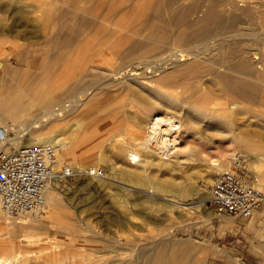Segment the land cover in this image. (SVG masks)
I'll list each match as a JSON object with an SVG mask.
<instances>
[{"label":"rangeland","instance_id":"rangeland-1","mask_svg":"<svg viewBox=\"0 0 264 264\" xmlns=\"http://www.w3.org/2000/svg\"><path fill=\"white\" fill-rule=\"evenodd\" d=\"M137 1L134 0L128 15L132 18H152L154 13L149 9L139 10ZM143 1L150 6L156 4V0ZM128 2L119 1L123 5ZM82 8L83 0H0V70H6L8 66L35 74L27 86L32 90H52L55 82L51 80L52 76L59 78L55 86L58 93L71 96L89 89L87 92L94 95L96 106H100L97 107V118L92 119L96 132L103 129L108 121L116 122L121 115L120 120L126 126L119 133L125 129L123 132L128 134L127 131L134 128L138 131L137 137L155 135L154 128H165L168 123L166 120L167 123L160 124L156 119H168L173 115L172 111L134 93L129 94L133 95L129 97L130 101L125 100L126 91L116 85L105 84L106 79L99 74V70L88 68V65H100L121 69L127 63L123 54L112 48L116 38L113 34L115 26L94 22L84 28L79 20L85 17ZM220 9L223 10V7ZM261 11V8L249 10L255 16ZM65 12L76 19L67 20L65 25L60 20ZM118 17L119 14L114 17V23H117ZM246 19L243 16V20ZM130 21H125L124 26L130 25ZM242 26L259 29L256 23L244 22ZM72 27L78 28L76 35L70 29ZM153 53L160 58L167 55L163 46L155 48ZM81 59H84L83 62ZM67 63L73 68L69 75L65 74ZM184 76L179 74L176 78L185 80ZM205 88L204 82L197 81L179 85L174 91L179 93V98L180 95L185 98L190 93L196 98ZM23 95L22 102H29L32 109H36L38 102H30L25 92ZM66 95L65 98L69 99ZM129 102L133 103L132 106L136 105L135 108L125 106ZM258 110L263 111L264 108L258 107ZM173 117L170 122L176 127L181 125L180 122L183 124L176 114ZM75 122L62 123L63 129L49 136H64L62 133L67 129L66 125ZM151 122L158 124L156 126ZM80 124L85 122L80 121ZM0 127L9 131L6 125ZM180 129L172 133V136L175 134L178 137L176 144L173 137L167 138L168 156L163 155L165 148L158 151L160 147L157 146L153 149L158 152L152 154L155 156L153 159L159 156L157 159L161 162H152L143 180L137 179L136 184L116 181L115 176L118 169L119 172H131V168L140 166L142 162L136 161L135 165L129 166L126 163L128 158H117L118 149L110 147L112 145L107 142L93 150L84 163L73 166L78 169L90 165L100 167L104 177L78 176L59 185L61 191L55 216L52 217V208L48 207L44 217L37 219L47 222L41 224L35 223V219L11 218L0 209V264H165L164 259H160L162 256L158 255L161 250L171 253V264H179L180 258L183 261L199 259V264H230L229 256L239 259L242 264H264V201L252 218L243 220L217 214L207 200L209 185L237 153L249 166L254 164L253 172L256 173V169L259 171L260 176L256 174L264 191V164L258 160L259 155H264V135L257 139L261 143L250 149L243 144L232 143L230 137L213 138L210 134L199 137L193 135L190 128L182 126ZM10 135L9 131L7 137ZM121 135L122 140L130 139L129 134L125 137ZM154 140H151L154 145L149 143V146L157 145ZM126 146V149L139 155V160L146 157V149L138 142ZM169 184L171 187L166 189ZM192 197L198 204L190 202ZM251 221L253 225L248 228Z\"/></svg>","mask_w":264,"mask_h":264},{"label":"bare ground","instance_id":"bare-ground-1","mask_svg":"<svg viewBox=\"0 0 264 264\" xmlns=\"http://www.w3.org/2000/svg\"><path fill=\"white\" fill-rule=\"evenodd\" d=\"M119 1L83 0L82 12L85 17H80L79 20L84 28L92 26L94 22L98 24L106 22V26L113 24L115 26L113 34H116V38L112 42V48L113 51L119 50L118 52L123 54V60L127 66L113 69L100 67V65H88V68L99 70V74L106 79L105 84H113L122 91H126L125 100L133 97L132 94L129 96L130 93L139 95L146 101L168 108L172 111L169 112L183 120V124L180 122L181 125L178 127L172 124L170 120L173 121V115L164 119L165 121L155 118L160 124L168 122L166 127L156 129L158 123L151 122L156 125L152 126L156 127L155 135L149 134L145 138L137 137L139 134L134 128H131L132 130L126 128L130 130V132L127 131L130 139L122 140L120 135L125 129L123 128L122 133L118 131L126 125L122 124L121 115H118L119 119L116 122L108 121L103 129L96 132L92 119L96 117L99 109L97 107L100 106H96L94 95L87 92L89 89L71 96L67 94L69 99H66V94L56 92L55 86L59 78L52 76L51 80L53 82L55 80L52 90L47 92L40 89L32 90L27 86L30 85L35 74L7 66L6 70H3L4 68L0 70V125H6L11 135L4 141H0V151L9 152L11 147L17 148L29 144H54L58 148L59 164L61 162L75 166L84 163L93 150L99 149L108 142L109 146L112 145L110 147L118 149L115 154L117 158L120 159L123 156L128 158L126 163L129 166L135 165L136 161L142 162L140 166L131 168L132 173L119 172L118 169L115 176L116 181H130L136 184L137 179L143 180L152 162H161L157 159L159 156L156 160L153 159L155 156L152 154L157 152L153 149L157 146L160 147L158 151L165 148L162 152L163 155H167V138L173 137L171 139L176 144L178 137L176 138L175 134L172 136V133L182 126L192 129L193 135L197 134L199 137L207 136V134L213 138L230 137L234 144H243L250 149L256 148L260 142L257 139L264 135V110H258V107L264 108V0H156L154 6L138 0L136 2L138 9H149L154 13L152 18L130 17L128 12L132 11L131 5L134 4V0H129L124 5ZM174 6L177 8L173 9ZM220 7H223V10ZM252 8H261L262 11L255 16L256 14L249 12ZM118 14L117 23H114V17ZM243 16L247 19L243 20ZM75 19L76 17L65 12L60 20L65 24L67 20ZM125 21L126 23L130 21V25L125 27ZM244 22L256 23L259 29L244 28L242 26ZM70 29L74 32L73 34H77L78 28ZM67 42L70 43L71 39L68 38ZM159 46H163L167 54L164 58L153 53ZM16 60L21 62L19 59ZM83 60L81 59L82 62ZM72 66L74 67L73 61ZM72 66L70 63L66 64L65 74L69 75L73 69ZM127 67L129 69H126ZM85 71L88 70L85 69ZM179 74H184L186 79L176 78ZM6 76L8 79L4 78ZM197 81L204 82L206 90L196 98H193L192 93L188 96L185 93V98L180 95L182 99L184 98L180 100L179 93L174 91L176 87ZM24 92L30 97V102H38L36 109H32L29 102L26 104L22 102ZM81 94L83 96H80ZM129 103L125 106L135 108V104L132 106L133 103H130L131 105ZM208 105H214V107H208ZM72 120L76 122L73 125H66L67 129L62 133L64 136L59 137L60 134L54 137L49 136L63 129V124ZM80 121H84L85 124H80ZM116 132H118L117 135ZM128 134L124 133L121 136L125 137ZM24 139L28 142H22ZM152 139L156 141L155 147L149 146ZM132 142H138L146 149V157L143 160H139V155L133 150L126 149L128 148L126 144ZM121 146L124 148L121 149ZM173 146L172 148H175ZM258 157L260 163L264 164V155L261 154ZM252 165L254 166L253 163ZM252 165L250 163V169L253 168ZM114 167L116 166L113 165ZM255 171L260 176L259 171L257 169ZM170 185H166V189H169ZM60 191L59 185L55 184L48 187L46 191L47 209L52 208V217L55 216L59 205ZM190 202L198 204L193 197ZM33 221L42 224L48 220ZM252 225L251 221L248 228ZM158 253L165 264H171V253L165 251L163 253L162 250ZM229 257L230 264H242L239 259ZM179 260V264H199V259L183 261L180 258Z\"/></svg>","mask_w":264,"mask_h":264},{"label":"built area","instance_id":"built-area-1","mask_svg":"<svg viewBox=\"0 0 264 264\" xmlns=\"http://www.w3.org/2000/svg\"><path fill=\"white\" fill-rule=\"evenodd\" d=\"M8 130L0 127V141ZM54 144H29L0 151V208L11 218L41 219L47 209L46 191L78 176L101 178L102 168L78 169L59 164ZM208 202L219 215L247 220L264 200L259 178L243 156L234 154L226 168L209 185Z\"/></svg>","mask_w":264,"mask_h":264}]
</instances>
